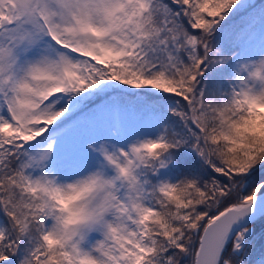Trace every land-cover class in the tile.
I'll list each match as a JSON object with an SVG mask.
<instances>
[{"label": "snow or ice", "instance_id": "obj_1", "mask_svg": "<svg viewBox=\"0 0 264 264\" xmlns=\"http://www.w3.org/2000/svg\"><path fill=\"white\" fill-rule=\"evenodd\" d=\"M0 264H264V0H0Z\"/></svg>", "mask_w": 264, "mask_h": 264}]
</instances>
